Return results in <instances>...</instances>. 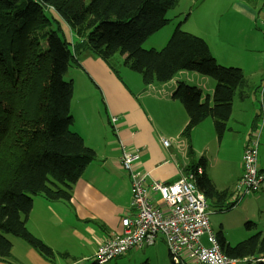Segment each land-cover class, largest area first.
Segmentation results:
<instances>
[{
	"label": "trees",
	"instance_id": "1",
	"mask_svg": "<svg viewBox=\"0 0 264 264\" xmlns=\"http://www.w3.org/2000/svg\"><path fill=\"white\" fill-rule=\"evenodd\" d=\"M178 2L0 0V260L12 257L11 237L22 238L44 257L54 259L57 253L27 225L34 197L70 201L73 185L96 159L95 150L72 129L74 84L66 74L77 55L90 51L109 61L117 53L126 54L125 64L142 75L146 86L170 81L183 70L212 77L216 86L211 97L202 100L200 87L180 82L172 98L181 101L188 113L184 135L189 137L210 117L222 139L234 98L247 97L249 86L243 69L219 63L204 38L181 30L180 25L161 50L144 47L151 36L169 24L168 12ZM50 9L78 38L74 47ZM198 164L185 171L199 166L204 169L197 177L198 187L220 207L230 197L229 190L216 188L205 172V157ZM236 203L232 200L227 208ZM246 226L252 228L256 223ZM216 236L231 257L264 255L262 230L234 246L222 229ZM170 264L174 263L170 260Z\"/></svg>",
	"mask_w": 264,
	"mask_h": 264
},
{
	"label": "crops",
	"instance_id": "2",
	"mask_svg": "<svg viewBox=\"0 0 264 264\" xmlns=\"http://www.w3.org/2000/svg\"><path fill=\"white\" fill-rule=\"evenodd\" d=\"M242 2L247 6L245 12L249 16L254 20L259 17L258 21L264 23V18L259 16L264 10V0L262 3L252 0ZM236 7L237 2L234 4V8ZM230 12L228 24L223 23V29L217 30L218 36L207 31H204V36L197 34L207 41L212 54L221 64L229 63L227 59L233 44L237 45L244 23L243 14H235L234 10ZM62 27L68 35L67 40L74 47L78 38H75L74 32L66 23L63 22ZM153 37L154 35L149 39ZM160 40L161 38L154 40L153 44ZM246 42L249 50H259L262 47L261 36L252 41L247 39ZM145 43L144 47L147 48ZM125 57L126 54L116 55L106 61L85 51L76 56L77 61L69 67L66 74L74 84L71 101V113L74 117L72 129L83 137L87 146L95 150L96 159L73 185L70 201L49 202L42 197H34L28 228L57 253L56 256L48 259L22 238L15 237L12 239V257L0 260V264H89V261L95 260L101 242L122 232V218L132 214V194L129 174L120 162V139L129 147L140 149L137 168L159 181L171 180L179 172L199 165L201 158L205 157V172L218 190L230 189H227L230 202L236 182L242 174L244 147L249 136L257 131L261 137L260 168L264 169V105H257L249 91L245 100L236 95L242 104H238V108L246 109L245 111L236 110V97L234 98L228 130L219 142L214 120L210 117L196 126L188 137L183 134L188 114L183 103L172 98L173 92L180 82H185L200 87L202 100H205L207 96L213 95L216 81L198 72L183 70L170 81L146 86L142 75L126 72L127 76H122L116 69L118 64L115 61L121 62ZM245 76L251 89L249 78L246 74ZM252 77L256 78L254 86L258 82L262 84L264 68L253 72ZM246 101H251L252 105L245 104ZM112 116L118 118L116 130L110 122ZM163 140L170 142V149L164 145ZM212 155L229 158L234 155L230 167L233 172L230 171L228 175L225 169L221 179H214L209 169ZM154 202H162L159 195L154 196ZM213 230L217 233L214 228ZM158 243L159 240L153 247ZM153 247L147 248L149 250L145 251V258L156 256ZM135 249L141 248H134L120 257L136 260L142 254ZM65 253L68 255L63 256ZM168 257V251L164 249L161 258L166 260Z\"/></svg>",
	"mask_w": 264,
	"mask_h": 264
},
{
	"label": "built area",
	"instance_id": "3",
	"mask_svg": "<svg viewBox=\"0 0 264 264\" xmlns=\"http://www.w3.org/2000/svg\"><path fill=\"white\" fill-rule=\"evenodd\" d=\"M118 118L110 122L117 129ZM170 149V142L163 140ZM260 132L249 137L242 154V174L235 185L233 201L259 192L264 185V172L259 166ZM120 162L128 172L131 187L132 214L122 218V232L101 242L95 254V263L106 264L134 248L155 245L162 236L174 264H245L264 263L263 256L231 257L222 249L210 224L213 210L197 177L204 173L196 170L182 171L171 180L152 179L137 168L140 149L129 147L120 139ZM159 195L161 203L154 202ZM207 235L209 246L202 241Z\"/></svg>",
	"mask_w": 264,
	"mask_h": 264
},
{
	"label": "rangeland",
	"instance_id": "4",
	"mask_svg": "<svg viewBox=\"0 0 264 264\" xmlns=\"http://www.w3.org/2000/svg\"><path fill=\"white\" fill-rule=\"evenodd\" d=\"M259 1L262 3V0H252ZM237 2V7L234 8V4ZM249 3L248 1H245ZM231 10L235 11V14H243V26L241 28L240 38H238L237 45L233 44L232 52L227 59L229 61L228 64H223L227 67L237 66L243 68V71L249 78V83L251 85V89L247 88L249 93L255 99L257 105H264V80L263 83L260 84L258 82L257 85L254 86V82L256 78L252 77V73L257 71L259 72L260 68H264V23H260L258 21L259 17L255 20L252 16H249L245 11L247 10V6L242 0H179L178 5L175 9L171 10L167 17L170 19V24L157 31L154 34V37L149 39L146 42L147 49L151 47H155L157 50H161L168 42L171 34L175 30L176 27L180 25V29L183 31H187L193 34H198L201 36L205 35L204 31L209 32V34L216 35L217 30L221 31L223 29V23L228 24V16L232 13ZM50 15L54 16L61 23L63 21L58 17L53 9L49 10ZM256 15H259L258 13ZM261 18H264V10L261 13ZM230 24V23H229ZM258 26V27H256ZM259 32L261 35H259ZM64 37L68 39V35L63 31ZM62 33V37H63ZM261 36L262 47L259 50H249L246 47V40L249 41L259 39ZM76 38V36H75ZM157 43L153 44L154 40H159ZM154 45V46H152ZM146 49V48H145ZM121 55L120 53L115 54ZM113 56V57H114ZM247 62L245 63V61ZM242 60V61H241ZM125 59H122L121 62L115 61L118 65H116V69L120 72L122 76H127V73L132 72L134 74H140L125 64ZM73 65V63H71ZM127 72V73H126ZM201 75V74H200ZM141 76V74H140ZM207 76V75H203ZM209 77V76H207ZM212 78V77H211ZM67 80H69L66 77ZM214 80V79H213ZM239 97L236 96V110L245 111L246 109L238 108V104H241ZM245 104H251V101H246ZM242 105V104H241ZM248 111V110H247ZM188 114V113H187ZM262 114V112H261ZM260 114V115H261ZM242 119L240 115L237 116ZM260 118V116H259ZM218 136V135H217ZM217 142H219V138H217ZM209 162L210 173L213 175L214 179H221L222 173L228 171V175L232 165V161L234 159V155L229 157L222 156H211ZM198 162V160H196ZM229 189V188H227ZM230 190V189H229ZM235 191V187H234ZM235 192L233 193V197L231 199L234 200ZM258 198V199H254ZM212 204V209L215 210L210 215V224L211 227L215 229L216 232L221 229L224 231L226 240L230 243V245H236L242 240H245L255 234L256 232L262 230L264 231V185L262 189L255 194H251L245 196L236 203V205L230 209L227 208L230 200L227 199L220 203V207H216L218 204L216 202L210 201ZM248 222L256 223V226L252 228H248L246 224ZM10 237V236H9ZM15 237H11L14 239ZM202 241L206 246H209L207 241V235L202 237ZM153 247V246H150ZM149 248V247H147ZM135 249L141 251V256L136 260H128L129 258L119 257L113 259L106 264H170V255L164 260L161 258V252L167 249V245L162 236L159 237V243L154 246L152 249L156 250V256L152 258H145L147 256L144 255L145 251L149 249ZM169 254V252H168ZM170 258V259H169ZM95 261V260H94ZM94 261H89V264H97ZM44 262V261H43ZM252 264V263H245Z\"/></svg>",
	"mask_w": 264,
	"mask_h": 264
}]
</instances>
